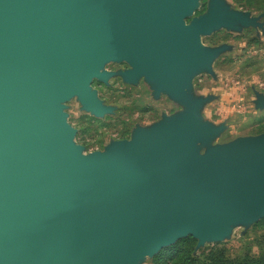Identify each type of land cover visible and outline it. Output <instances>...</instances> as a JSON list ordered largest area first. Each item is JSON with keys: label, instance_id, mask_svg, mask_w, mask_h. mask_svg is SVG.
I'll list each match as a JSON object with an SVG mask.
<instances>
[{"label": "water", "instance_id": "95a60500", "mask_svg": "<svg viewBox=\"0 0 264 264\" xmlns=\"http://www.w3.org/2000/svg\"><path fill=\"white\" fill-rule=\"evenodd\" d=\"M196 1L0 0V264H139L264 217V133L201 155L220 128L197 123L196 100L154 134L85 153L65 110L75 96L109 109L92 89L108 61L184 95L213 56L202 36L254 22L216 4L188 24Z\"/></svg>", "mask_w": 264, "mask_h": 264}, {"label": "rangeland", "instance_id": "374dc122", "mask_svg": "<svg viewBox=\"0 0 264 264\" xmlns=\"http://www.w3.org/2000/svg\"><path fill=\"white\" fill-rule=\"evenodd\" d=\"M221 9L248 14L250 25L235 22L202 36L203 46L213 52L205 66L191 72L182 96L162 89L161 81L148 73L129 77L128 59L108 61L105 80L94 78L92 89L109 109L102 115L91 111L77 96L65 102L69 121L77 128L75 141L85 153L103 151L112 142L133 138L139 131L154 134L170 120L183 117L200 100L197 123L220 128L208 141H198L196 150L205 154L211 147L228 146L246 136L264 133V0H197L186 23ZM227 244L234 255L264 250V217L248 224H234L220 242L208 241L196 252L216 244ZM155 256L139 264H155Z\"/></svg>", "mask_w": 264, "mask_h": 264}, {"label": "trees", "instance_id": "16d2710c", "mask_svg": "<svg viewBox=\"0 0 264 264\" xmlns=\"http://www.w3.org/2000/svg\"><path fill=\"white\" fill-rule=\"evenodd\" d=\"M198 239L187 236L176 244L164 248L155 256V264H264V250L245 251L234 255L227 244H216L209 250L197 253Z\"/></svg>", "mask_w": 264, "mask_h": 264}]
</instances>
